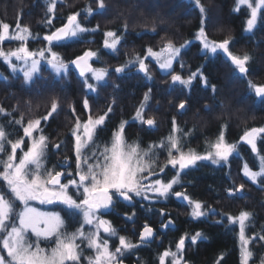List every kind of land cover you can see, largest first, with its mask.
Returning a JSON list of instances; mask_svg holds the SVG:
<instances>
[{
    "label": "trees",
    "instance_id": "16d2710c",
    "mask_svg": "<svg viewBox=\"0 0 264 264\" xmlns=\"http://www.w3.org/2000/svg\"><path fill=\"white\" fill-rule=\"evenodd\" d=\"M48 3L49 0H0V22L8 23L13 28L19 20L21 26L29 27L32 32L34 37L30 40L32 49H39L46 43L43 36L66 22L69 14L81 11L88 5L94 10L97 8L96 0H57L55 16L52 25L49 26L47 20L51 13L47 11ZM105 3L107 8L103 14L86 18L82 13L79 17L87 28H93L98 24V31L84 34L83 42L57 46L53 49L61 53L67 62L81 55L85 49H100V54L107 57L108 65H112L107 85L99 87L97 93L85 91L82 78L75 69L70 72L68 78L56 79V82H47L44 80L46 79L44 74L42 78L26 85L23 76L13 74L7 64L0 59V73L7 77L6 80L0 79V104L10 113L0 116V125H4L6 132L11 134L9 139H18L23 136L22 127L9 122L20 119L25 114L24 111L29 110L32 117L23 116V123L27 124L28 119H33L34 115L42 111L47 112L53 100H56L57 112L47 124L46 122L43 124V133L47 134V137H55L56 133L63 130L59 134L66 142L72 141L70 131L76 117L82 121L88 118L89 112L83 105L85 98L89 101L93 117L105 113L115 100L112 112L97 131V144L110 143L113 132L121 121H128L125 127V138L128 143H139L141 148H147L149 144L158 143L169 136L175 118L179 128L188 133L183 140L185 151L193 149L198 154L209 150L208 142L214 141L222 126L226 125L224 128L226 140L238 143V153L231 156L226 164L214 165L209 161H200L196 166L185 170L180 177L181 186L189 197L202 201L205 207L215 206L217 213L209 215L206 219L194 220L188 216L189 210L186 207L173 200L174 204L155 203L154 214L161 216L160 210L169 209V206L177 209L176 214L173 211V216L178 227L174 231H169V240L175 242L182 234H195L197 231L207 237L201 238L190 247L187 257L193 264H217L218 261L219 264H240L238 224L231 225L227 216L222 218L221 213L237 216L242 210L249 211L253 215L247 225L248 233L264 234V179L253 184L244 177L241 171L244 163L247 162L256 170L258 157L252 152L250 145L240 142V137L246 129L264 127V101H258L248 87V80L264 84V21H259L249 34L244 31L249 15L246 6L236 11L237 0H201L206 8L205 30L209 38L222 41L231 36L233 40L230 51L241 56L244 53L251 55L249 72L245 77L234 70L230 60L222 52L214 56L212 54L205 56L201 53L202 45L195 40L201 14L189 0H105ZM125 23L128 25L126 33L123 32ZM109 30L123 35L117 53L109 54L102 48L103 33ZM168 40L173 41L176 46L185 41H192L182 50L180 56L184 67L181 68L180 63L175 62L174 70L187 78L203 65L208 87H205L197 77L190 89L180 85L170 89L171 76L162 75L151 59L146 60L153 77L151 81H148L143 73L137 72L135 67L122 74L114 72L115 67L124 64L135 53L143 56L147 47L159 50ZM6 43L2 45L5 50ZM211 85H216L215 94ZM149 88L152 89L151 100L144 117L155 118L156 124L152 128L133 120L136 109ZM181 101L186 102L182 110L179 108ZM205 105H208L207 109ZM257 149L260 155H264V138L257 142ZM69 154L73 156L72 153ZM166 161L167 152H160L159 165H165ZM173 175L175 171L168 165L158 178L167 180ZM242 183L245 185L242 191L231 196L227 193L228 188L235 189ZM121 210L127 215L130 214L127 206L121 205ZM60 211L66 230H74V225H71L73 216L64 208ZM109 216L114 224L129 222L123 214ZM135 219L137 226L144 225L145 222L155 223L152 217L143 211H139ZM217 220H222V223H214ZM115 242L117 240H114ZM153 246L148 245L139 252L145 264H158V256L165 247ZM250 246L254 252L252 262L260 263L261 257H264V241L257 239Z\"/></svg>",
    "mask_w": 264,
    "mask_h": 264
},
{
    "label": "snow or ice",
    "instance_id": "6c2138e0",
    "mask_svg": "<svg viewBox=\"0 0 264 264\" xmlns=\"http://www.w3.org/2000/svg\"><path fill=\"white\" fill-rule=\"evenodd\" d=\"M189 2L195 4L201 14L200 27L195 34V40L202 45L201 53L205 56L209 54L214 56L222 52L230 60L234 70L246 77L251 55L244 53L241 56L230 51L233 40L231 36L222 41L210 40L205 30V6L201 0H189ZM96 3L95 10L88 5L81 11L69 14L66 22L43 36L47 47L35 51L27 47V41L34 38L29 27L21 26L18 20L15 29L10 31L8 23L0 22V59L7 64L12 73H22L26 84L33 82L39 75L42 61L55 77L67 76L70 66H74L78 70L79 77L82 78L85 89L96 92L98 87L107 85V77L110 74L108 67L93 66L94 63L100 62V49H87L70 62H66L58 52L53 50L57 46L83 42L84 34L99 30L98 24L93 28H87L79 19L82 13L86 18L103 14L107 8L105 0H96ZM56 5L57 0H49L47 11L53 14L47 20L49 26L52 25ZM240 6H246L249 10L244 31L251 34L258 20L264 21V0H237L235 10L239 11ZM127 29L128 25L125 23L123 32L126 33ZM103 36L102 48L109 54L117 53L123 35L109 30L105 31ZM5 41H18L20 46L5 51L2 47ZM87 43H93V41H87ZM191 43L192 41H185L176 46L173 41L168 40L159 50L147 47L143 56L135 53L124 64L115 67L114 72L122 74L135 67L137 72L143 73L145 78L151 81L153 77L149 64L146 63V60L151 59L162 75L171 76L170 89L176 85L190 89L197 77L201 79L205 87H208V78L204 75L203 65L187 78L174 70V62L180 63L181 68L184 67L180 56L182 50ZM13 59L19 62V67ZM0 79L6 80L7 77L0 74ZM89 80L93 82L90 83ZM248 87L258 101H264V84H256L248 80ZM211 89L215 94L216 85H211ZM151 93V88L144 93L133 117L134 121L147 125L149 128L156 124L154 117L147 119L144 117V112L151 100ZM114 104L115 100L103 115L94 118L88 99H84L83 105L89 112L88 118L82 121L77 116L72 129L75 172L71 170L67 157L60 165V171L46 166L48 137L43 134L41 123L47 121L57 111L58 104L55 100L51 104V110L44 117L29 120L27 124L23 123V116L9 122L22 127L23 136L18 139H9L11 134L6 132L4 125H0V184L3 185L0 187V264H85V262L86 264H123V257L126 254H130L154 239L155 229L145 222L137 242L119 235L112 222L102 218L111 211L118 200L129 203L134 197L166 200L169 195H174L177 199L187 201L191 208L189 215L194 220L206 219L209 215L216 214L214 208L205 207L202 201L194 200L184 192H173V187L181 184V174L196 166L197 162L211 161L214 165L226 164L229 158L237 153L238 143L226 140L224 131L226 125L222 126L214 141L208 142L209 150L203 154H198L193 149L185 151L183 140L188 133L179 128L175 118H173L169 136L158 143L149 144L147 148H141L139 143H128L125 138V127L128 121H121L114 130L110 143L97 144V131L105 124ZM185 106L186 102L181 101L179 108L182 110ZM205 108L207 109L208 105H205ZM0 113L10 115L3 107H0ZM73 113H75L74 108ZM262 135H264V127H253L244 131L240 137V142L250 145L252 152L258 157V169L254 170L245 162L241 170L244 177L253 184L264 179V155H260L257 149V139ZM9 146L10 152H7ZM54 147L59 150L61 145L56 144ZM18 150L21 153L19 156ZM162 151L167 152V161L164 166L158 163L159 153ZM167 165H171L177 171L175 176L165 182L157 177L164 173ZM62 177L66 178L67 182H62ZM244 187L242 183L235 189L228 188L226 191L231 196L242 191ZM70 190L75 191V197L70 194ZM32 202H39L41 205H63L67 212L80 218L79 227L73 232L66 231L65 221L60 213L41 210L33 206ZM160 214L166 215L163 209L160 210ZM125 215L127 219H132L131 216ZM225 215L231 225H239L240 264H250L254 257L250 245L257 239L264 241V234L246 235V227L253 215L249 211L242 210L237 216L221 213L222 218ZM214 223L220 224L222 220ZM86 226L88 231H85ZM161 226L165 229L174 226V221L169 219ZM30 236L35 239H30ZM113 238H118L119 241L114 250L110 245ZM201 238L207 239L200 231L190 236L188 233L182 234L174 251L168 248L159 254V264H166L169 258L170 264H189L184 257L186 239H190L195 245ZM41 241L54 243V246L41 247ZM85 247L93 255L85 256ZM222 258L221 255L220 259ZM260 264H264V257H261Z\"/></svg>",
    "mask_w": 264,
    "mask_h": 264
},
{
    "label": "rangeland",
    "instance_id": "374dc122",
    "mask_svg": "<svg viewBox=\"0 0 264 264\" xmlns=\"http://www.w3.org/2000/svg\"><path fill=\"white\" fill-rule=\"evenodd\" d=\"M241 7H243V6H240V8ZM51 16H53V14L51 13L50 14V17ZM54 16H55V14H54ZM54 18V17H53ZM53 20V19H52ZM258 23H259V20H258ZM258 23H257V25H258ZM15 29V27H13V28H11L10 27V31H13ZM33 36V35H32ZM31 39H34V38H30L28 41H27V47L30 49V50H39V49H41V48H39V49H32V45H31V43H30V40ZM210 39V38H209ZM210 40H212V39H210ZM7 42V43H6ZM4 43H6L7 44V49L5 50V51H7V50H12V49H15V48H17V47H19L20 46V42H18V41H5ZM3 43V44H4ZM33 44V43H32ZM45 47H47V42L45 43V46L43 47V48H45ZM89 49H92V50H97V49H93V48H89ZM54 50V49H53ZM85 50H87V49H85ZM54 51H56V50H54ZM56 52H58V51H56ZM59 53V52H58ZM60 55H61V53H59ZM62 56V55H61ZM63 57V56H62ZM13 62L14 63H17V65H18V67L20 66V64H19V62H17V61H15V59H13ZM67 62V61H66ZM175 63V62H174ZM109 63H108V59H107V57L106 56H103V54H100V62H98V63H94L93 65H94V67H97V68H99V67H108L109 68V70L111 69V67H112V65H108ZM45 67V68H44ZM174 67V66H173ZM74 69V67L73 66H70V68H69V72H68V74H67V76H64V77H55L54 76V74L51 72V70H50V68L46 65V63H44L43 61H42V63H41V70H40V73H39V75L37 76V77H35L34 78V80L35 79H38V78H42L43 76H44V74L46 75V79H44V80H46L47 82H53V81H55L56 82V79H62V78H68L69 77V75H70V72L72 71ZM44 70H48L47 72L45 71L44 72ZM77 71V70H76ZM1 74V73H0ZM13 74H17V75H21V76H23L22 75V73H13ZM181 75V74H180ZM182 76V75H181ZM186 78V77H185ZM33 80V81H34ZM107 80H108V77H107ZM89 82L91 83V82H93V81H91V80H89ZM108 82H109V80H108ZM32 83V82H31ZM30 83V84H31ZM26 85H28V84H26ZM85 88V87H84ZM85 91H87L86 89H85ZM99 91V87L97 88V91L96 92H94V93H97ZM89 92V91H88ZM91 93H93V92H91ZM56 101V100H55ZM0 107H3L4 109H6V107L5 106H3L2 104H0ZM7 110V109H6ZM51 110V108L47 111V112H45V111H42V112H39L36 116L34 115V118L33 119H28V121L29 120H34V119H37V118H41V117H44V116H46L47 114H48V112ZM7 112H8V110H7ZM25 112V114H23V116H25L26 118H29L30 116L32 117V115H31V113L29 112V110H25L24 111ZM57 112V111H56ZM55 112V113H56ZM55 113H53V115L55 114ZM42 114V115H41ZM104 114V113H103ZM103 114H100V115H103ZM3 115H5V114H3V113H0V116H3ZM52 115V116H53ZM51 116V117H52ZM99 116V115H98ZM51 117L49 118V119H51ZM97 117V116H96ZM95 118V117H94ZM49 119L47 120V121H42V123H41V128L43 129V124H45V122H46V124H47V122L49 121ZM74 126V125H73ZM73 126H72V128H71V133H72V129H73ZM247 130V129H246ZM68 130H66V132H67ZM61 132H63V130L61 131ZM61 132H58V133H56V135H55V137H48V149H47V153H46V156H47V160H46V166L49 168V169H52V168H55V161H57V159H61L62 158V161H64V159H65V157H67V158H69V159H72L73 161H74V168H75V155H74V151H73V145H71V142L74 144V139L72 140V141H70V140H67V142H66V140H65V138L63 137V136H61L59 133H61ZM44 134V133H43ZM45 135V134H44ZM262 138H264V135H262V136H260V137H258V139H257V142L259 141V140H261ZM58 143H60L62 146V148H63V152H62V156L61 155H57L56 154V151L54 150V145H56V144H58ZM239 147V146H238ZM25 150H26V148H25ZM7 152H10V146L9 147H7ZM69 153H72V155L73 156H71ZM237 153H238V150H237ZM236 153V154H237ZM200 154V153H199ZM201 154H203V153H201ZM17 155L19 156V155H21V153L19 152V150H18V153H17ZM233 155H235V154H233ZM231 158V157H230ZM229 158V159H230ZM200 162V161H199ZM209 162H211V161H209ZM57 163V162H56ZM198 163V162H197ZM223 164V163H222ZM162 166H164V165H162ZM168 166V165H167ZM174 171H175V175H176V169H174L171 165H169ZM166 168V167H165ZM252 168V167H251ZM255 170V169H254ZM175 175H173V176H175ZM172 178V177H171ZM170 178V179H171ZM160 179H162V180H164L165 182H167L168 180H170V179H167V180H165V179H163V178H160ZM67 182V181H66ZM182 184V183H181ZM181 184L180 185H174V187H173V192H184V193H186L185 192V190H184V188L181 186ZM0 187H3V185L2 184H0ZM72 193V195L75 197V191L74 190H70V194ZM150 196H152V194H149ZM171 196H173V197H175L174 195H169L168 196V198H170ZM82 198V197H81ZM137 201H141V202H148V203H154V202H157V201H169V199L167 198L166 200L165 199H163V198H160V199H156V198H152V199H150V200H146V199H144V198H142V197H134ZM176 198V197H175ZM183 203H184V206L185 207H187L188 208V210H189V213H190V211H191V208L188 206V204H187V201H184L183 200ZM32 204H33V206H35V207H38V208H40L41 210H44V211H49V212H58L59 213V211H57V210H51V208H54V204H44V205H41V204H39V202H32ZM63 206V205H62ZM173 211L175 212V214L177 213V209L175 208V209H173V210H171V211H169V212H171V213H173ZM61 215V214H60ZM62 216V215H61ZM188 216L190 217V215L188 214ZM172 219H174V222H176V218H174V216H170ZM72 218V220H71V225H74L73 227H74V230H66V231H68V232H73V231H75L78 227H79V221H80V218L79 217H76V216H74V217H71ZM102 218H104V217H102ZM64 219V218H63ZM104 219H108V218H104ZM108 220H110V219H108ZM111 221V220H110ZM112 222V221H111ZM129 223V222H128ZM113 224V223H112ZM113 226H114V224H113ZM115 227V226H114ZM238 227H239V225H238ZM117 230H118V233H119V235H121V232H120V228H121V225H118V226H116L115 227ZM85 231H88V228H87V226L85 227ZM140 233V232H139ZM139 233L138 232H134L132 235L130 234V236H126L128 239H130L132 242H133V240H135V238L136 239H138L139 240ZM103 235V234H102ZM190 235H192V234H189V236ZM246 235L247 236H252V235H250L249 233H248V231H247V227H246ZM133 236V237H132ZM30 239H35V237H31L30 236ZM112 240H118V238H113ZM111 240V241H112ZM178 242V241H177ZM176 242V243H177ZM189 242H191L190 241V239H186V244H185V251L184 252H186V249H187V246H188V243ZM52 246H54V243H50V242H48V241H41V247H45V248H51ZM251 247V246H250ZM112 249L114 250V247H112ZM173 251L175 250V249H172ZM84 255L85 256H91V255H93V253L90 251V250H88L86 247H85V251H84ZM85 264H86V262H85ZM158 264H159V262H158ZM166 264H170V258L168 259V260H166ZM250 264H260V263H255V262H252V260L250 261Z\"/></svg>",
    "mask_w": 264,
    "mask_h": 264
},
{
    "label": "flooded vegetation",
    "instance_id": "af4514ba",
    "mask_svg": "<svg viewBox=\"0 0 264 264\" xmlns=\"http://www.w3.org/2000/svg\"><path fill=\"white\" fill-rule=\"evenodd\" d=\"M58 144H60V143H58ZM54 150L56 151V154L57 155H61L62 152H63V148L62 147H60L59 150H57L54 147ZM63 163H64V161H62V158L61 159H57V161H55V170L56 171H60L61 170L60 165L63 164ZM69 165H70L71 170L73 172H75L74 161L72 159H69ZM65 171H67V169H65ZM69 178H71V177H69ZM63 182H66V178H64V181ZM133 199H134L135 202H134L133 205H130V206L127 205V204H125L122 200L116 201L115 206L111 209V211H109L107 214L103 215V217L104 218H108V219L111 220V217L109 216L110 214H114V215H118V216H121L123 214V216L126 218V215H125L126 213H123L122 212L121 205L127 206V208H129V210H130L129 211L130 214H128L127 216H131L132 217V219L129 220V223L123 224V223L120 222L118 224H114V222L111 220L115 227L118 226V225H121L120 232H121V235H123L125 237L126 236H130V234L132 235L134 232H138L139 233L142 230V228H143L144 225H140L139 224L137 226L135 224V222H134V219L136 218V216H138L139 211L147 212L152 217V219L154 220L155 223L154 224L148 223V224L152 228L155 229V233L156 234H155L154 239L151 240L148 244L137 248L136 250L132 251L130 254H126L123 257V264H138V260H139V264H145V262L143 260H141L142 258H141V255L139 254V252H140L141 249H143L144 247H146L148 245H154L153 247H156V248H160V247L163 248L165 246L161 250V253H163L165 249H168V248L175 249L176 242L179 240V238H178L174 242V241L168 239V237H169L168 236L169 231L170 232L171 231H174L178 227L176 222H174V226H169L166 229L165 228H162V226H161L162 223L167 222L169 219H171L172 221H174V219H172L170 217V216H173V213L169 212V211L173 210L174 206H169L168 207L169 209H163V211L166 213V215L158 216L157 214H154V212L156 210V208L154 206L155 203H157V202H163L165 204H167V203L168 204H174L175 202L172 203L173 200L179 201L183 206H184V203H183V200H179V199H177V198H175L173 196H171L170 198H168L169 201L168 200L167 201H157V202H154V203H148V202L145 203V202H141L140 200L137 201L135 198H133ZM53 206H54V208H51V210H57L62 215L60 209L61 208H64V206H62L60 204H54ZM211 207L214 208L216 210V213H217L216 207L215 206H212V205H211ZM187 210H188V208H187ZM133 213H135L134 216H133ZM71 216H73V215H71ZM224 217H226V216H224ZM137 241H138V239H136V238H135V240H133V242H137ZM118 243H119L118 240L115 243H114V240L110 241L111 247H114V248L117 246ZM192 245L193 244L191 242H189L188 243V246H187V249H186V252H184V257L189 262V264H193V262L187 257V253L189 252L190 247H192ZM158 262H159V260H158Z\"/></svg>",
    "mask_w": 264,
    "mask_h": 264
},
{
    "label": "water",
    "instance_id": "95a60500",
    "mask_svg": "<svg viewBox=\"0 0 264 264\" xmlns=\"http://www.w3.org/2000/svg\"><path fill=\"white\" fill-rule=\"evenodd\" d=\"M75 59V58H74ZM94 66V65H93ZM74 67V66H73ZM75 70H77V69H75ZM77 72H78V70H77ZM246 144V143H245ZM163 173H161L160 175H162ZM64 181V177H62V182ZM179 200H181V199H179ZM123 201V200H122ZM125 204H127V205H133L134 204V199L132 200V202L131 203H129V202H127V201H123ZM156 234V233H155ZM155 237V236H154ZM153 240V239H152Z\"/></svg>",
    "mask_w": 264,
    "mask_h": 264
}]
</instances>
